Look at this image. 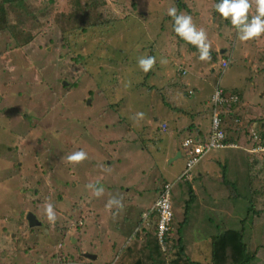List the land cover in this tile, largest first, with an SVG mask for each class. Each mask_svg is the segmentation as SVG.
<instances>
[{
    "label": "rangeland",
    "instance_id": "obj_1",
    "mask_svg": "<svg viewBox=\"0 0 264 264\" xmlns=\"http://www.w3.org/2000/svg\"><path fill=\"white\" fill-rule=\"evenodd\" d=\"M185 1L192 11L178 0H108L104 8L118 20L87 31L76 30V21L68 18L70 0H28L35 9L12 11L7 29L0 31V264H114L138 221L146 225L142 213L165 182L173 183L175 231L187 216L188 236L205 242L223 228H242L241 221H246V231L252 227L245 240L253 233L252 244L264 246V172L258 167L252 172L248 164L247 135L236 148L206 154L192 178L184 180L186 156L173 158L186 152L182 141L188 132L178 130L171 117L173 107L184 111V106L171 96L178 89L182 97L187 84L179 81L176 88L169 83L184 67L199 87L205 88L203 79L215 88L218 83L228 91L242 89L249 107L264 113V80L258 86L255 80L245 81L254 70L264 74V35L241 41L229 21L212 14L214 0ZM171 7L204 29L213 52L217 47L232 52L224 72L215 54L201 61L197 48L179 40L174 19L167 14ZM46 8L55 13L43 17ZM252 10L254 4L250 16ZM151 40L153 52L146 49ZM79 54L81 63L75 60ZM149 56L156 58L151 74L138 66L139 58ZM152 82L153 90L148 87ZM208 93L201 91L190 111L196 107L209 112ZM138 112L144 113L143 119H136ZM182 117L187 124L195 121ZM195 118L210 125V118ZM165 122L169 127L163 131ZM80 150L88 158L69 163L67 156ZM219 157L225 158L222 164L228 171L216 163ZM203 167L218 171L199 177L196 170ZM255 177L263 178L262 185ZM190 180L197 199L185 214V181ZM90 183L103 188V195L96 197L87 187ZM112 198L122 206L106 207ZM46 203L54 206L55 224L47 219ZM254 207L262 212H253ZM32 211L42 222L33 228L26 219ZM57 225L78 229L62 234ZM147 226L154 234L152 222ZM140 241H145L142 234ZM252 264H264V247Z\"/></svg>",
    "mask_w": 264,
    "mask_h": 264
},
{
    "label": "trees",
    "instance_id": "obj_2",
    "mask_svg": "<svg viewBox=\"0 0 264 264\" xmlns=\"http://www.w3.org/2000/svg\"><path fill=\"white\" fill-rule=\"evenodd\" d=\"M28 0H0V31L5 30L8 27V21L7 19L9 18L10 14H12V11L15 13L20 9H35L31 4L27 2ZM182 1V2H181ZM180 4H182L184 7L192 11L189 6H187V2L185 0H178ZM220 0H214V6L215 4L219 3ZM70 4L72 6V11L68 14V18L74 19L76 21L75 23V28L76 30L78 29H83L84 31H87L88 27L90 26H96L101 29L102 26L109 25L111 23H114L118 20V17L115 13L111 11H106L105 6L108 5V0H70ZM39 10V9H38ZM42 16L46 17V14L55 13L54 10H51L49 8H46L45 10H42ZM102 13L107 14V16H103ZM212 14L218 15L219 13L215 10V7L212 10ZM59 16L66 17V14L64 12L58 11ZM33 17V14L31 15ZM228 22V21H227ZM230 23V21H229ZM81 24V25H80ZM174 26V25H173ZM174 28V27H173ZM63 32H66L65 29H63ZM175 32V31H174ZM181 41V38H179ZM153 41L151 40L150 43L146 46V49L150 50V52H153L152 50L154 49V42L151 44ZM191 47L195 48V46ZM214 55L215 61L220 59L229 58V64L231 63V57L232 53L231 52H226L225 54L218 55L217 52H213L211 50V55ZM82 55L79 54L75 56V60L81 63L82 60ZM220 68L223 70V72L228 68H225L222 66V63H220ZM183 71H186L185 73ZM178 72L182 73L183 75L187 74L188 71L184 67H179ZM222 72V73H223ZM154 73V72H153ZM221 73V74H222ZM149 74H151V71H149ZM148 76V75H147ZM163 80V78H160ZM162 84V81H161ZM218 83H216V86ZM220 88L223 89V92L226 96L230 97L231 95H237L239 96L236 101L231 99V101L226 104L225 106L222 105L221 110H222V118L224 121V118H232L237 119L236 116L239 114L232 113L228 110V108H233L235 105L236 106H241L242 100L240 97L239 89H234V90H226L223 87L218 85ZM148 87L150 89H154L155 85L154 84H148ZM165 87V86H164ZM243 106H241V109ZM229 116V117H228ZM258 120H261L260 117H253L249 119V122L255 123ZM166 127H163V131H166L168 128V124L164 123ZM163 125V124H162ZM225 132L227 134L226 142L233 143L231 142L232 140H237L236 138L233 139L232 137H228V133H230L234 127H224ZM166 129V130H165ZM237 135L241 132V129H236L235 128ZM244 130V128H243ZM247 130V131H246ZM246 135L248 136V144L253 141V133L250 132L248 128L245 129ZM255 132L259 133L260 136L264 135V130L258 129L255 127ZM187 137V136H186ZM185 137V138H186ZM184 138V139H185ZM183 139V140H184ZM236 143V142H234ZM236 146H226L224 148H236ZM222 148V149H224ZM246 155L248 157V164L250 165L252 172L253 169L258 167V170L260 173L264 172V153L262 152H250L246 151ZM223 167V172L226 170L228 171V166L227 164H224ZM226 174V173H225ZM224 174V175H225ZM223 175V177H224ZM185 180V179H184ZM255 181H257L260 185H262V179H259L258 177L254 178ZM225 182H222L224 184H227L228 182L224 178ZM188 185V191H189V199L187 200L186 203V213L188 214L191 206L194 204V202L197 199V195L194 191L193 184L190 181H185ZM163 187L159 188L158 194H160L163 191ZM253 212H262L260 210H257L255 207L253 208ZM261 216V215H260ZM83 217V216H82ZM84 218V217H83ZM144 220V212L142 213L141 220ZM82 221V219L80 220ZM245 222L246 221H241L242 223V228L240 229H221L220 233L218 234H213L211 235L208 239L207 242H203L205 246L209 249L208 254L203 251H198L194 253L193 256H190L187 252V246L185 243V235L182 230L183 226L185 227L188 224V218L187 216L184 217V221L180 223L179 227L175 231L174 227V217L171 223V228L166 233L164 237V243L167 247V251L163 250V246L158 240V237L156 234H152L149 230V227H147L143 221H138L137 225L138 229H135V231L132 233V235L129 237L130 240L127 244H124V246L121 248L120 253L118 254V258L115 261L114 264H252L256 258L258 251L263 246V244L257 245V247L252 244V240L254 238L253 233H250V235H247L246 240H245V235L249 234L251 231V227L247 229L245 227ZM58 231L61 233H65L68 230H77L78 228L73 227H68V229H64V227L57 225ZM82 226L80 227V229ZM155 228L153 227V231ZM154 233V232H153ZM143 235L145 238V241H140V235ZM255 246L256 249L251 248L252 246ZM199 248V247H197ZM145 254V258H142V254ZM87 254V253H86ZM91 254V253H90ZM203 254V256H200ZM96 255V254H95ZM64 257V256H63ZM66 259V258H65ZM63 258V260H65ZM77 261H80L79 259Z\"/></svg>",
    "mask_w": 264,
    "mask_h": 264
},
{
    "label": "clouds",
    "instance_id": "obj_3",
    "mask_svg": "<svg viewBox=\"0 0 264 264\" xmlns=\"http://www.w3.org/2000/svg\"><path fill=\"white\" fill-rule=\"evenodd\" d=\"M253 4L255 5V14L250 16V11L253 7ZM214 7L215 10L220 14V16L225 21H230L231 25L237 30L239 40L249 41L253 39H258L259 37L264 35V0H220V2L215 4ZM167 14L174 19L173 27L175 33L181 39L192 44L199 50V59L201 61L211 60L212 45L211 42L208 40L207 33L204 31V29L201 28L198 30L196 25L193 23L192 17L183 13L177 14V9L175 7L169 8ZM161 63H167V60L162 59ZM155 64L156 58L154 56H149L146 58L141 57L138 59V66L145 73L151 71L154 68ZM210 104L211 99L209 100V105ZM143 117V112L136 113V119H143ZM194 138L196 139L199 137ZM252 145V142L249 143V145L246 146V149L250 151ZM87 158V153L83 150H80L68 155L66 159L69 163L79 164ZM87 187L94 190V195L96 197H100L101 195H103V188L96 187L91 183L88 184ZM113 206L120 207L122 206V204L116 198H112L108 201L106 207L111 209ZM44 210L49 223L55 224L57 216L54 210V206L51 203H46ZM167 218L168 217L166 216L165 219Z\"/></svg>",
    "mask_w": 264,
    "mask_h": 264
},
{
    "label": "crops",
    "instance_id": "obj_4",
    "mask_svg": "<svg viewBox=\"0 0 264 264\" xmlns=\"http://www.w3.org/2000/svg\"><path fill=\"white\" fill-rule=\"evenodd\" d=\"M253 10H252V12H253ZM254 14H255V12H253V15ZM191 49H192V47H191ZM215 51L218 52V55L220 57V55L225 54L226 52H228V49H222L221 47H217ZM188 52L189 51H187V53ZM222 52H224V53H222ZM185 53H183V54H185ZM183 54H181L182 58L184 57ZM221 58L222 57H220V59L218 61V67H219V65L221 63L220 62ZM212 68H213V71H216V69L214 67H212ZM182 73L180 72L178 79H174V80H172L169 83H173L174 82L175 84L173 85V87L179 88L180 87L179 83H178L179 81H185L186 82L187 86H186V89L183 90V96L182 97H180V95L178 93V89L177 90H173V95L171 96V101H173V102H182V105L184 106V111H183V109H179L178 110L177 107L175 106V107L172 108L171 117L174 120L175 126H176V128L178 130L179 129H184V130L186 129L187 130L188 135H186V136H194V137H199V138H205L209 134L210 125H208L206 123V126H205V125H202L199 121L196 122L195 115L204 117L205 121L210 118L211 112H210V109H209V100L211 99V96H212V94L214 92V88H215L214 83L202 79L201 83L202 82L205 83L204 84L205 88H202L201 86L199 87V84H198L197 81L192 80V76H189V73H190L189 71L185 75H183ZM155 77H156L157 80H160L159 76H155ZM248 80H252V81L255 80L254 84L256 86H258L262 82V80H264V74L257 73L254 70V74L250 73V76H248V78L245 79V81H248ZM152 84H153V82H152ZM154 85H156V84L154 83ZM193 85H195V86H193ZM204 89H206V92H207V89L209 91V93H208V101H207V106H208L207 108H208L209 112L205 113V110L203 108L197 109L196 107H195V109L193 111H190V106L192 105L191 101H194L196 103L199 100L200 92L203 91ZM241 91H242V89L239 91L238 94H240ZM193 94H195V96L198 95L197 98H195V99L190 98ZM262 96H264V93L262 94ZM240 97H241V100H242V103H241V106H243L242 109H241L240 105L239 106L235 105L233 108H228V110L231 112V114L234 113L235 116H236V114H239L238 116H236L237 119H235V121H234V119L231 116L230 118H227V117L224 118V121H223V126L224 127H226V128L230 127V126L234 127V129L230 133H228V137H232L233 139H235V138L237 139V140H232L231 141V142H233L232 144H235V145H237L239 141H243L242 137L247 131V130L245 131L246 128L251 130V129H255V127H256L258 129L264 130V113H258L257 111H254L251 107H249L251 101L250 102H249V100L245 101L241 94H240ZM207 108H206V110H207ZM182 113L186 114L188 117H194L195 121L191 122V124L185 123L183 117H186V116L183 115V117L181 118ZM192 115H194V116H192ZM253 117H260L261 120H258L255 123L249 122V119H251ZM168 127H169V124H168ZM235 128L236 129H241V132L239 133V135H237V133H236L237 130H235ZM243 128H244V130H243ZM193 134H195V135H193ZM173 138L177 140L176 137L173 136ZM247 138H248V136H247ZM234 142H236V143H234ZM245 145L248 146L249 144L245 143ZM229 148H231V147H229ZM184 154L186 156V152L182 153V155H184ZM206 156H204V158ZM220 159H221V157H219V160H217L216 163H220V166H222L223 165L222 163H223V161H225V158L223 157L221 159V161H220ZM218 161H220V162H218ZM218 168H220V167H218ZM215 170L218 171V169H211V168H208V167H203L202 170L199 169V170H196V171H198V174H199L198 176L201 177V176H205L206 173H213ZM219 171H220L219 175H221V170H219ZM157 196H158V194H157ZM157 196L155 197L154 201L156 200ZM154 201H153V203H154ZM153 203L151 204V206L153 205ZM150 207H149V209H150ZM149 209H147V211ZM185 227L183 226L182 230L184 232V235H185V232H186V235H185L186 236V242L185 243H186V246H187L188 254L190 256H193L194 253H196L198 251H203V253L205 252L206 254H208L209 249L205 246V244H203L204 241L196 240L195 239L196 237L188 236L189 233H187L188 230H185ZM62 234H65V233H62ZM122 241H124V240H122ZM207 241H208V239H206L205 242H207ZM114 242H117V241H114ZM123 246H124V244L121 246V248ZM197 247H199V248H197ZM109 250H110V247H107V249L104 251V253L109 252ZM200 256H203V254H201ZM96 258H97V254H96ZM107 263H111V262H107Z\"/></svg>",
    "mask_w": 264,
    "mask_h": 264
},
{
    "label": "built area",
    "instance_id": "obj_5",
    "mask_svg": "<svg viewBox=\"0 0 264 264\" xmlns=\"http://www.w3.org/2000/svg\"><path fill=\"white\" fill-rule=\"evenodd\" d=\"M229 60V58L221 59L224 69L227 68ZM183 72L185 73L186 71ZM218 85L211 98L210 131L208 136L203 139L186 137L182 141V146L186 149V166L181 178H186L185 180H187V178H192L193 170L202 161L206 154L214 150L222 149L227 145L236 146L235 144H228L226 142L227 134L223 128L222 110L220 107L228 104L231 99L236 101L238 96H226L223 89ZM163 127H166V125L163 124ZM251 133H253V145L250 151L264 153V135L260 136L259 133L255 132V129L251 130ZM172 187L173 183L165 182L163 185L164 189L160 194H158L154 204L148 211L144 212V221L146 222V226L152 222L155 228L154 234L158 237V240L162 244L163 250L165 251H167V247L164 243V237L170 230L174 217L173 203L171 200ZM166 216L168 217L167 219H165Z\"/></svg>",
    "mask_w": 264,
    "mask_h": 264
},
{
    "label": "water",
    "instance_id": "obj_6",
    "mask_svg": "<svg viewBox=\"0 0 264 264\" xmlns=\"http://www.w3.org/2000/svg\"><path fill=\"white\" fill-rule=\"evenodd\" d=\"M222 53H224V52H222ZM181 156H182L181 151H179L173 159H176V158L181 157ZM26 219H27L30 227H32V228L37 226V225L42 224L41 220H39L38 217L33 212H28ZM87 256L90 258H96L95 254L88 253Z\"/></svg>",
    "mask_w": 264,
    "mask_h": 264
},
{
    "label": "flooded vegetation",
    "instance_id": "obj_7",
    "mask_svg": "<svg viewBox=\"0 0 264 264\" xmlns=\"http://www.w3.org/2000/svg\"><path fill=\"white\" fill-rule=\"evenodd\" d=\"M33 212V211H32ZM27 216V215H26ZM38 217V216H37ZM38 219H39V217H38ZM83 254H85L84 252H82Z\"/></svg>",
    "mask_w": 264,
    "mask_h": 264
}]
</instances>
